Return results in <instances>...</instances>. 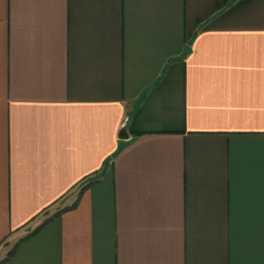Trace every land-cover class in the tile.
Here are the masks:
<instances>
[{
  "label": "crops",
  "instance_id": "obj_1",
  "mask_svg": "<svg viewBox=\"0 0 264 264\" xmlns=\"http://www.w3.org/2000/svg\"><path fill=\"white\" fill-rule=\"evenodd\" d=\"M0 264H264V0H0Z\"/></svg>",
  "mask_w": 264,
  "mask_h": 264
},
{
  "label": "water",
  "instance_id": "obj_2",
  "mask_svg": "<svg viewBox=\"0 0 264 264\" xmlns=\"http://www.w3.org/2000/svg\"><path fill=\"white\" fill-rule=\"evenodd\" d=\"M119 137L120 138H126L127 137V132L125 131L124 128L120 129Z\"/></svg>",
  "mask_w": 264,
  "mask_h": 264
},
{
  "label": "rangeland",
  "instance_id": "obj_3",
  "mask_svg": "<svg viewBox=\"0 0 264 264\" xmlns=\"http://www.w3.org/2000/svg\"><path fill=\"white\" fill-rule=\"evenodd\" d=\"M53 211H54V208H51V209L45 211V212L41 215V218H42V217H45V216H47V215L52 214Z\"/></svg>",
  "mask_w": 264,
  "mask_h": 264
}]
</instances>
